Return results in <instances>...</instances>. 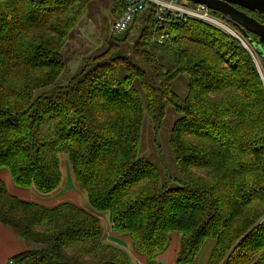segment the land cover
<instances>
[{"label":"trees","instance_id":"trees-1","mask_svg":"<svg viewBox=\"0 0 264 264\" xmlns=\"http://www.w3.org/2000/svg\"><path fill=\"white\" fill-rule=\"evenodd\" d=\"M93 1L0 0V169L50 196L62 189L67 155L91 209L108 213L110 232L129 238L147 264H158L174 234L177 264H196L208 240L207 264H264V85L252 55L197 21L158 31L149 5L55 86ZM114 2L117 20L126 1ZM163 33L167 40L153 41ZM180 77L185 97L172 89ZM168 107L180 115L169 138L177 179L140 154L145 115L158 132ZM0 224L28 245L15 264H132L103 242L93 211L20 199L1 178Z\"/></svg>","mask_w":264,"mask_h":264},{"label":"rangeland","instance_id":"rangeland-1","mask_svg":"<svg viewBox=\"0 0 264 264\" xmlns=\"http://www.w3.org/2000/svg\"><path fill=\"white\" fill-rule=\"evenodd\" d=\"M114 9V0H95L90 4L87 15L83 18L80 24L73 31L70 41L66 44V47L63 49L62 53L66 59V70L63 72L62 76L59 78L55 86L62 87L67 85L70 80L81 71L84 59L90 56L98 55L104 50H106V41L112 40V38H114L110 34L111 26L114 23L115 18L120 15L116 13ZM239 36L240 39H236V41L241 47H243L247 52L251 54L253 50L250 44L252 43L249 44L247 38L244 37V39L243 37H241V35ZM133 37L134 34L131 37V42L134 39ZM252 55L255 63V53ZM256 62L257 65L256 63L255 65L259 77L264 85V69L261 67V63L257 58ZM172 89L178 95L185 97L187 94V85L185 77H180L176 81H174L172 84ZM179 118L180 115H178L174 111V108L168 107L162 128L160 129V131L156 132L154 130V125L152 123L151 118L148 115H145L140 149L141 156L147 158L152 163H154L155 166L159 168L157 169L163 175L167 174L170 178L173 179H177L179 177V173L175 164L174 154L169 145V138L170 132L174 127L175 122ZM61 164L64 181L60 194H69V197H67L66 199H75L79 202V204L83 205L84 209L93 211L101 219L105 234H112L110 233V231H108L110 222L109 214L95 212L91 209L87 200L86 193L82 189H80L74 182L67 155L61 156ZM0 177L5 182L10 193H13V188H19L13 183L10 174L6 170L0 169ZM172 186L177 187L178 185L173 184ZM19 189L26 190L27 194L31 196L30 201H42L40 203H43V201L49 200L47 197H45L46 195L40 194L34 189ZM175 236L179 239L181 245V236L179 234H174L172 236L171 242L177 241ZM214 244L215 242L213 240L206 241L201 251L199 252L196 264H207L212 254Z\"/></svg>","mask_w":264,"mask_h":264},{"label":"built area","instance_id":"built-area-1","mask_svg":"<svg viewBox=\"0 0 264 264\" xmlns=\"http://www.w3.org/2000/svg\"><path fill=\"white\" fill-rule=\"evenodd\" d=\"M125 1L126 10L119 19L114 21L111 26L110 34L114 38L122 36L132 25L136 16L139 13L143 12L149 5L153 7V20L155 21L156 29L158 31L163 29L165 26L174 23L175 21H197L222 31L223 33L229 35L231 38H235V41L236 39H240L239 35H241V37L243 38L245 37L236 26L224 20L221 16L214 14L203 5L191 6L188 2L181 0ZM168 38L169 34L163 33L159 37L155 36L153 41L158 44H162ZM254 53L255 51L253 50L251 55ZM255 56L258 59L256 53ZM256 58L255 63L257 65ZM261 67L263 68L262 65ZM9 263L15 264L14 261H10Z\"/></svg>","mask_w":264,"mask_h":264},{"label":"crops","instance_id":"crops-1","mask_svg":"<svg viewBox=\"0 0 264 264\" xmlns=\"http://www.w3.org/2000/svg\"><path fill=\"white\" fill-rule=\"evenodd\" d=\"M60 191L61 189L50 196H45L49 200L43 201V203H40L42 201H37L36 203L52 208L64 202H71L84 208L83 205L79 204V202L75 199H66L69 197V194H60ZM11 194L26 201H30L31 198V196L27 194L26 190H20L19 188H13V193ZM176 239L177 241H172L168 250L163 255L158 257V264H177L176 261L177 255L180 251V241L177 237ZM103 242L125 251L130 256L132 264H147L145 258L134 252L129 238L120 237L113 233L105 234V231L103 230ZM28 249V245L18 235H16L11 229L0 224V264H10L9 262L11 259Z\"/></svg>","mask_w":264,"mask_h":264},{"label":"water","instance_id":"water-1","mask_svg":"<svg viewBox=\"0 0 264 264\" xmlns=\"http://www.w3.org/2000/svg\"><path fill=\"white\" fill-rule=\"evenodd\" d=\"M196 5H203L210 11L221 15L227 22L236 26L249 39L250 34L257 37L259 43L251 46L264 64V24L253 15L264 19V0H186ZM242 10H240V9ZM252 13L253 15H251Z\"/></svg>","mask_w":264,"mask_h":264},{"label":"flooded vegetation","instance_id":"flooded-vegetation-1","mask_svg":"<svg viewBox=\"0 0 264 264\" xmlns=\"http://www.w3.org/2000/svg\"><path fill=\"white\" fill-rule=\"evenodd\" d=\"M238 9H240V8H238ZM240 10H242V9H240ZM251 15H253L252 13H250ZM257 19V18H256ZM257 20H259L261 23H263L264 24V19L263 18H258Z\"/></svg>","mask_w":264,"mask_h":264}]
</instances>
